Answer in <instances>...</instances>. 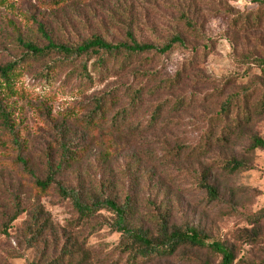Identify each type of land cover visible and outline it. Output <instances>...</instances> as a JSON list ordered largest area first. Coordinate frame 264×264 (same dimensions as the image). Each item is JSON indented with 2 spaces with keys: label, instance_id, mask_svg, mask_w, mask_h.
Listing matches in <instances>:
<instances>
[{
  "label": "trees",
  "instance_id": "obj_1",
  "mask_svg": "<svg viewBox=\"0 0 264 264\" xmlns=\"http://www.w3.org/2000/svg\"><path fill=\"white\" fill-rule=\"evenodd\" d=\"M253 3L252 9L236 11L206 0H43L47 15L31 20L27 33L16 31L8 57L0 53V101L2 92L14 91L16 80L31 74L42 90L55 86L54 95L67 93L75 99L69 119L54 121L53 137L41 148L37 167L21 131L0 106V129L33 193L28 202L14 198L13 210L1 218L0 235L9 237L12 225L27 216L18 247L42 249L27 264H163L199 261L203 253L211 259L202 264H264L239 259L234 245L212 240L189 223L172 225L167 211L154 203L152 229L136 225L139 199L120 197L124 185L115 179L100 184L80 175L67 179L82 162L85 141L79 133L106 146L105 163L118 138L141 137L150 144L153 137L180 168L179 182L190 178L208 206L223 204L229 214L239 215L238 188L222 185L220 179L253 170L256 152L264 151L257 131L264 121V0ZM74 7L81 12L68 13ZM152 11L166 12L175 30L163 39L142 40L138 29L144 22L154 28L159 24ZM211 13L229 20V29L214 39L206 35ZM218 39L229 42L232 64L242 72L207 91L205 59ZM177 54L185 56V63L172 75L168 64ZM246 77L248 82L238 83ZM197 108L207 109L200 122H187ZM184 128L193 129L194 141L186 138ZM54 193L73 209L65 229L55 227L41 204ZM245 220L252 229L242 236L256 244L264 209ZM103 230L119 239L109 250L95 251L90 238ZM9 258L24 255L15 249Z\"/></svg>",
  "mask_w": 264,
  "mask_h": 264
},
{
  "label": "rangeland",
  "instance_id": "obj_2",
  "mask_svg": "<svg viewBox=\"0 0 264 264\" xmlns=\"http://www.w3.org/2000/svg\"><path fill=\"white\" fill-rule=\"evenodd\" d=\"M162 2V0H158ZM43 0H0V50L1 55L8 57L10 46L17 30L27 33L31 20L46 16L42 6ZM209 5L224 3L236 11L252 9L255 7L253 0H206ZM81 10L74 7L70 14H78ZM88 12V11H87ZM86 12V13H87ZM153 20H158L157 27L143 23L138 29L140 39L155 41L167 37L175 26L170 22L166 12L156 13L152 11ZM52 18V16H50ZM29 26V27H28ZM229 29V20L226 16L213 17L208 20L206 35L210 38H218L220 33ZM231 46L227 40L218 39L216 48L205 59L206 71L205 89L211 91L220 86L229 77L241 73L231 60ZM8 61V59H3ZM185 63V56L177 54L168 64V71L174 74ZM258 74L259 71L255 70ZM33 74L16 80L14 91L2 92L3 100L0 106H4L10 113L11 120L21 131L26 140V153L35 167L42 154L44 143L53 137V123L63 122L69 119L75 99L67 93L44 91L36 86ZM249 78L239 79L238 83L245 84ZM53 93V94H51ZM206 108H197L195 115L186 116V120L200 122V116ZM186 138L189 141L196 139V133L192 128H184ZM259 135L264 139V121L257 126ZM77 134V133H76ZM85 141L82 162L75 170L74 175H67L68 181H75L78 175L88 183L100 184L108 178L115 179L119 188L118 195L126 197L127 194L137 196L140 208L136 218V225L152 229V214L155 207H161L167 211L172 225L189 223L197 228L205 230L212 240H222L234 245L239 250V259L246 256V261L257 263L264 260V225L262 235L254 240L256 244L250 245L252 240L242 236L244 230L250 231L252 227L245 220L264 209V151L256 152L254 169L239 173L233 177L222 178L220 183L225 186L238 188V200L241 203L239 215L233 216L223 204L208 206L205 194L199 192L190 178L183 180L179 177L180 168L171 161L169 156L162 152V148L150 137L145 144L141 137L136 139L118 138L111 146V157L105 163L106 146L102 142H91L90 137L79 133ZM77 134V135H79ZM83 143V142H82ZM82 147V146H81ZM15 150L8 145L7 136L0 129V224L5 213L11 212L12 202L16 196H21L24 202H28L33 196L28 181L22 176L21 170L16 168ZM177 175V176H176ZM175 177L178 179L175 180ZM120 184V185H119ZM41 204L50 215L55 227L65 229V226L74 216L69 203L61 202L54 193L42 198ZM108 218L109 215L105 214ZM27 216L23 215L10 229V236L0 235V260H8L10 264H27V261H36L42 252L41 248L23 250L18 247L24 231ZM119 239L118 235H112L108 230H103L90 238L91 248L98 251L100 248L109 250ZM23 253L22 259H10L14 250ZM98 253V252H97ZM206 259H211L206 253L201 255L199 261L182 262L174 259L163 264H202ZM219 262V260H212Z\"/></svg>",
  "mask_w": 264,
  "mask_h": 264
}]
</instances>
